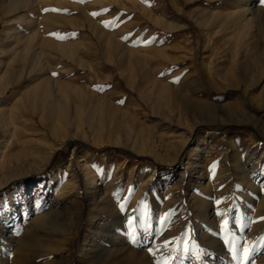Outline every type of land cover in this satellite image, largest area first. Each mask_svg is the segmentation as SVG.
Here are the masks:
<instances>
[{"label":"rangeland","instance_id":"obj_1","mask_svg":"<svg viewBox=\"0 0 264 264\" xmlns=\"http://www.w3.org/2000/svg\"><path fill=\"white\" fill-rule=\"evenodd\" d=\"M29 238L264 264V0H0V264Z\"/></svg>","mask_w":264,"mask_h":264},{"label":"bare ground","instance_id":"obj_2","mask_svg":"<svg viewBox=\"0 0 264 264\" xmlns=\"http://www.w3.org/2000/svg\"><path fill=\"white\" fill-rule=\"evenodd\" d=\"M29 1V0H28ZM18 3V1H17ZM16 3L15 1L11 2V6L15 7ZM61 48V46H60ZM41 56V55H40ZM39 63V62H38ZM49 63L53 64L51 60H49ZM40 64V63H39ZM34 65V64H33ZM43 79V78H42ZM41 79V80H42ZM38 81V79H35ZM43 81V80H42ZM49 83V82H48ZM37 84V83H36ZM42 86H44V83L41 82L40 83ZM39 84V86H40ZM45 87V86H44ZM37 87H35L34 89H36ZM41 90H45L42 88H40ZM39 91V90H38ZM32 92V91H31ZM35 92V91H34ZM33 92V95H35ZM38 94H36L37 96ZM31 98V97H30ZM241 163V162H240ZM68 168H70L68 166ZM241 168V167H239ZM241 174V173H240ZM254 189V188H253ZM257 189V188H255ZM256 191V190H255ZM259 192V191H258ZM110 193L107 192L103 197L106 199L107 196ZM102 197V198H103ZM111 199V198H110ZM108 200V199H107ZM111 201V200H110ZM113 206V205H112ZM119 206V205H118ZM110 207V206H109ZM131 215V212H126V213H121L119 211V209L117 208L116 210H112L111 212V216L112 218L115 219H119L122 220V223H120V226H124L127 222V218ZM96 217V216H95ZM38 223V222H37ZM103 225V224H102ZM45 235V234H44ZM52 235V234H51ZM47 236V235H46ZM48 237V236H47ZM28 238V237H27ZM117 238L121 239V235H117ZM39 240V239H38ZM40 242V241H39ZM44 244V243H43ZM28 245H30V248L36 250V251H40L38 253V259L43 258L44 256L47 257V255H49L50 253L52 254V256L49 258L47 257L45 260V264H65L68 260V256L65 254H62V249L54 246H39L41 244H38L37 246V239H28ZM61 245V244H60ZM103 245V244H102ZM100 241H93L91 243V245L85 250V254H84V259L82 261H80V264H118L119 260L118 258L122 257L123 255H121V253L119 254V250L117 249V245L114 244L112 246H102ZM28 248V247H27ZM121 249V248H120ZM33 250V251H34ZM57 253H60V255L58 256ZM21 254V253H20ZM24 255V253H23ZM127 257L130 258L131 262H133L132 260L135 258H140V255H138L136 252H131L128 253V255H126ZM27 257V256H26ZM28 258V257H27ZM25 259V258H24ZM144 261V260H143ZM41 263V262H40ZM44 264V263H43Z\"/></svg>","mask_w":264,"mask_h":264},{"label":"snow or ice","instance_id":"obj_3","mask_svg":"<svg viewBox=\"0 0 264 264\" xmlns=\"http://www.w3.org/2000/svg\"><path fill=\"white\" fill-rule=\"evenodd\" d=\"M97 14H98V13H93V15H97ZM53 35H57L58 38H63V37H59L58 34H53ZM262 240H264V238H262ZM244 251H245V258H247L248 256H250V252H249L248 249H245Z\"/></svg>","mask_w":264,"mask_h":264},{"label":"trees","instance_id":"obj_4","mask_svg":"<svg viewBox=\"0 0 264 264\" xmlns=\"http://www.w3.org/2000/svg\"><path fill=\"white\" fill-rule=\"evenodd\" d=\"M97 151H100V152H101V151H103V150H97Z\"/></svg>","mask_w":264,"mask_h":264}]
</instances>
